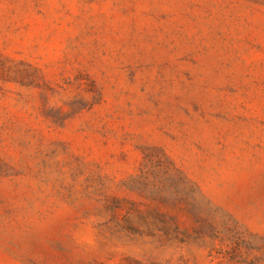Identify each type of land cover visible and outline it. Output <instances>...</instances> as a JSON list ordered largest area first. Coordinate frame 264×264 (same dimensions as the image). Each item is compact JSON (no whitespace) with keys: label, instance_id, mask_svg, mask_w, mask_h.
Returning <instances> with one entry per match:
<instances>
[{"label":"rangeland","instance_id":"1","mask_svg":"<svg viewBox=\"0 0 264 264\" xmlns=\"http://www.w3.org/2000/svg\"><path fill=\"white\" fill-rule=\"evenodd\" d=\"M0 264H264V0H0Z\"/></svg>","mask_w":264,"mask_h":264}]
</instances>
